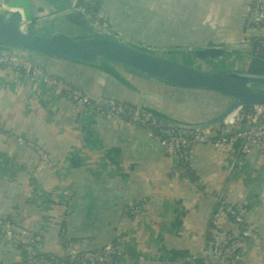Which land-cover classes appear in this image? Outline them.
I'll use <instances>...</instances> for the list:
<instances>
[{"label":"crops","instance_id":"1","mask_svg":"<svg viewBox=\"0 0 264 264\" xmlns=\"http://www.w3.org/2000/svg\"><path fill=\"white\" fill-rule=\"evenodd\" d=\"M251 2L89 0L88 13L97 7L104 26L131 44L184 50L210 36L241 44ZM45 66L92 101L134 102L90 71ZM122 75L158 103L203 110L214 101L209 96L205 108L172 102L156 91L178 90ZM218 199L250 228L240 264H264V156L204 143L190 149L184 168L139 129L79 111L69 97L13 72L0 77V223L39 239L33 260L0 245V264H66L67 244L99 251L116 242L121 255L112 264H223L201 254L208 232L229 231L226 209L212 218Z\"/></svg>","mask_w":264,"mask_h":264},{"label":"water","instance_id":"2","mask_svg":"<svg viewBox=\"0 0 264 264\" xmlns=\"http://www.w3.org/2000/svg\"><path fill=\"white\" fill-rule=\"evenodd\" d=\"M81 6L82 0L74 6L70 0H0V56L19 57L51 77L45 66L51 62L90 71L134 101L130 107L182 132H207L241 109L264 110V61L251 52L255 39L264 41V30L247 25L241 44L210 36L192 49L158 50L126 42L106 27L95 28L86 18L89 8L81 13L77 10ZM97 10L93 8L94 14ZM244 19L247 24L248 14ZM104 20L100 18L98 26H104ZM123 73L164 88L205 94L214 101L199 114L187 106L158 103L139 92ZM247 128L224 135H238Z\"/></svg>","mask_w":264,"mask_h":264},{"label":"built area","instance_id":"3","mask_svg":"<svg viewBox=\"0 0 264 264\" xmlns=\"http://www.w3.org/2000/svg\"><path fill=\"white\" fill-rule=\"evenodd\" d=\"M73 6L78 0H70ZM89 0H82V6L77 10L83 13L88 7ZM86 18L95 27L106 31L105 26H98L100 16L87 13ZM247 25L257 32L264 30V11L262 0H252L248 10ZM252 54L264 56V41L255 39ZM13 72L19 78H24L42 89L50 91L54 97L67 96L77 110H97L105 118L114 122H122L133 128L145 132L164 153L176 158L184 168L188 163L190 149L199 144L211 143L215 147L233 143L238 152L248 155L256 152L264 156V110L260 108L241 109L231 114L220 125L207 132H182L164 129L166 126L144 115L138 110H128L131 116L126 118L124 104L114 99L92 101L88 95L71 86L58 82L39 68L16 56H0V77ZM142 127H139L141 126ZM243 126L247 130L234 136H225L229 131H237ZM39 154H41L39 152ZM223 216L229 222V231L223 233L208 232V239L204 240L201 249L202 258L207 262L215 260L223 264H240L244 258L246 237L250 228L244 224L242 218L231 208H226ZM219 215L214 214L213 220ZM231 219V221L229 220ZM0 245L7 248H22L28 260L36 258L35 246L39 239L36 234L26 228L14 225L11 222L0 223ZM79 246V248H78ZM67 244V255L70 264H111V261L121 255L119 243L116 242L99 251L84 250L80 245Z\"/></svg>","mask_w":264,"mask_h":264},{"label":"rangeland","instance_id":"4","mask_svg":"<svg viewBox=\"0 0 264 264\" xmlns=\"http://www.w3.org/2000/svg\"><path fill=\"white\" fill-rule=\"evenodd\" d=\"M198 68H200V67L198 66ZM141 86L142 87H148L144 84H141ZM156 92L159 93L163 97L169 98L170 99L169 101L178 102L180 104L185 103L188 105H193V107L200 106L201 108H205L208 105H210V103H211L210 97L208 95H205V94H194V93H188V92H184V91H170V92L167 91V94H170V95H167L164 93H160L159 91H156ZM195 111H198V109ZM199 112H201V110L195 114H199Z\"/></svg>","mask_w":264,"mask_h":264},{"label":"trees","instance_id":"5","mask_svg":"<svg viewBox=\"0 0 264 264\" xmlns=\"http://www.w3.org/2000/svg\"><path fill=\"white\" fill-rule=\"evenodd\" d=\"M256 58H258V59H260V60H262V61H264V56H257ZM58 81V80H57ZM59 82V81H58ZM124 107L127 109V110H124V112H125V115H123V117L124 116H126V118H129L130 116H131V114H130V111H132V110H135L134 108H130V106H128V105H125L124 104ZM128 110H130V111H128ZM245 111H247V110H245ZM139 127H142V125L141 126H139ZM168 127H165L164 129H167ZM168 129H170V128H168ZM167 129V130H168ZM170 130H172V129H170ZM216 206H215V211H214V213L215 214H219V213H222V212H224V210L226 209V206H224V201L222 200V202H221V200L220 199H218V201H217V203L215 204ZM229 220L231 221V219L229 218ZM211 228V227H210ZM205 239H208V234L206 235V237H205ZM67 242V241H66ZM72 242H75V241H72ZM71 242V243H72ZM68 259V258H67ZM66 264H69V259H68V261L65 259V261H64ZM112 264V263H111Z\"/></svg>","mask_w":264,"mask_h":264}]
</instances>
